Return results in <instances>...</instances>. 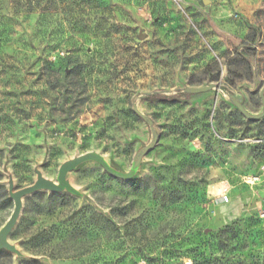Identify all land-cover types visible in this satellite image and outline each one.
Here are the masks:
<instances>
[{
    "label": "rangeland",
    "instance_id": "1",
    "mask_svg": "<svg viewBox=\"0 0 264 264\" xmlns=\"http://www.w3.org/2000/svg\"><path fill=\"white\" fill-rule=\"evenodd\" d=\"M263 2L0 0V224L78 157L119 173L88 159L25 197L15 264H264V117L234 103L263 112ZM42 230L59 258L28 250Z\"/></svg>",
    "mask_w": 264,
    "mask_h": 264
},
{
    "label": "trees",
    "instance_id": "2",
    "mask_svg": "<svg viewBox=\"0 0 264 264\" xmlns=\"http://www.w3.org/2000/svg\"><path fill=\"white\" fill-rule=\"evenodd\" d=\"M259 30H264V2L261 5V7L258 9L256 18L254 21V28L251 30V32L249 33L246 39V43L251 44L248 46L250 50L251 48H253V45L255 41L257 40V32ZM263 40H264V36H263ZM259 49H261L259 53H257L258 48H256L254 51H249V52H251L255 56L257 55V69H258L259 75L264 77V43L259 47ZM251 53L244 54L242 58H239L231 63V65L239 67V68L245 66L247 70L246 75H243V73H240V69L236 71H232L231 69H229V72H228L229 76L234 78L232 80L233 83L235 80H239V81L245 80V79L249 80L251 76L253 75L251 63L250 61L246 59V56H249ZM218 78H219V74L213 80H217ZM0 190H1L0 191V212H2L4 209L11 206V200L9 199L6 191H4L2 188ZM62 198L66 199L65 197H62ZM48 212H52L51 207L48 208ZM1 226H4L3 223L0 224V227ZM51 242L52 241H51L50 233L48 231L42 230L40 232H37L36 234L31 235L29 240L25 243V245L29 246L28 250H30L33 254L37 253L40 255H47L53 259L59 258L60 257L59 253H56L50 246ZM0 264H15L12 254L7 251L0 252ZM18 264H44V263L39 260L32 259V260H23L19 262Z\"/></svg>",
    "mask_w": 264,
    "mask_h": 264
},
{
    "label": "water",
    "instance_id": "3",
    "mask_svg": "<svg viewBox=\"0 0 264 264\" xmlns=\"http://www.w3.org/2000/svg\"><path fill=\"white\" fill-rule=\"evenodd\" d=\"M204 3L207 5L209 4V0H203ZM216 85L214 83L210 84L207 87H197V88H192V89H188L189 93H203V92H207L210 91L212 89H215ZM261 99H262V104H263V112L261 115L259 116H251L248 114V112L246 111V109L244 108V106L235 101V105L236 107L239 109V111L243 114V116L245 118H247L250 121H255V120H260L264 117V94L261 95ZM134 111L136 112V114L147 120L146 116L141 113L137 106L134 107ZM150 149V147H148L146 149V151L148 152ZM88 159H94L97 162H99L103 168L110 174L115 175V176H119V173L115 172L114 170H112L109 165L100 157H98L95 154H86L83 155L81 157H78L76 159H74L68 166H66L60 173L59 177H58V184H54L51 183L49 181L46 180H38L35 184L26 187L24 189L18 190L17 192H15L14 194L11 195V198L14 202V209L13 212L10 216V218L7 220V222L4 224V226L0 229V252L2 251H12L13 248L11 247L10 243H9V239L10 236L13 232V230L15 229L22 210H23V200L25 197L31 196L37 192H40L42 190H49L52 192H62L65 188V174L76 164L88 160Z\"/></svg>",
    "mask_w": 264,
    "mask_h": 264
},
{
    "label": "built area",
    "instance_id": "4",
    "mask_svg": "<svg viewBox=\"0 0 264 264\" xmlns=\"http://www.w3.org/2000/svg\"><path fill=\"white\" fill-rule=\"evenodd\" d=\"M220 201H221L222 203H228V202H229V198H228V196L223 195V196L220 198Z\"/></svg>",
    "mask_w": 264,
    "mask_h": 264
},
{
    "label": "bare ground",
    "instance_id": "5",
    "mask_svg": "<svg viewBox=\"0 0 264 264\" xmlns=\"http://www.w3.org/2000/svg\"><path fill=\"white\" fill-rule=\"evenodd\" d=\"M229 206V205H228ZM226 208V207H225ZM227 209V208H226ZM230 210V209H229ZM237 211V210H236Z\"/></svg>",
    "mask_w": 264,
    "mask_h": 264
}]
</instances>
